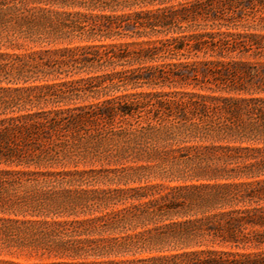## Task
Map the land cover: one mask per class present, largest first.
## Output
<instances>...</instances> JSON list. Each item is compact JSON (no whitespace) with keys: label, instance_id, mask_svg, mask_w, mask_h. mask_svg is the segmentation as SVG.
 <instances>
[{"label":"trees","instance_id":"trees-1","mask_svg":"<svg viewBox=\"0 0 264 264\" xmlns=\"http://www.w3.org/2000/svg\"><path fill=\"white\" fill-rule=\"evenodd\" d=\"M0 60L33 264H264V0H0Z\"/></svg>","mask_w":264,"mask_h":264},{"label":"rangeland","instance_id":"rangeland-1","mask_svg":"<svg viewBox=\"0 0 264 264\" xmlns=\"http://www.w3.org/2000/svg\"><path fill=\"white\" fill-rule=\"evenodd\" d=\"M3 61L0 60V63ZM89 163L88 167L99 168L96 162ZM82 167V166H80ZM87 167V166H86ZM18 240V241H17ZM20 237L1 236L0 238V264H33L38 260L35 257H29L27 253L19 250Z\"/></svg>","mask_w":264,"mask_h":264}]
</instances>
